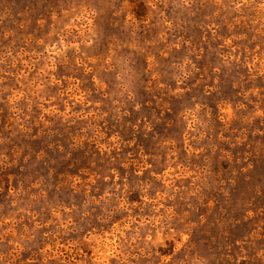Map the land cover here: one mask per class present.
Returning a JSON list of instances; mask_svg holds the SVG:
<instances>
[{
  "label": "rangeland",
  "instance_id": "1",
  "mask_svg": "<svg viewBox=\"0 0 264 264\" xmlns=\"http://www.w3.org/2000/svg\"><path fill=\"white\" fill-rule=\"evenodd\" d=\"M227 2L0 0V264H264V12ZM65 125L89 186L22 147Z\"/></svg>",
  "mask_w": 264,
  "mask_h": 264
},
{
  "label": "trees",
  "instance_id": "2",
  "mask_svg": "<svg viewBox=\"0 0 264 264\" xmlns=\"http://www.w3.org/2000/svg\"><path fill=\"white\" fill-rule=\"evenodd\" d=\"M232 3H236L235 6L239 5V11L237 12H264V0H231L226 3L227 6H230ZM90 119V118H89ZM94 120L93 118H91ZM91 125V124H90ZM22 127V126H21ZM84 128V127H83ZM71 127L69 126H62L58 130L59 132L55 137H52L51 140H46L44 139V136H40L41 141L40 142H34L35 140H38V138H26V141L24 142L23 145H26V148L29 149L31 152H35V158H38L39 160H44L43 161V168L47 170L49 174V178L55 181V189L59 188L62 185H67L70 189L72 188H77L80 186H89V184H86L85 178L82 176L87 172L89 168H84L81 165V161L85 158L87 159L89 165H91L92 161L90 160L91 157L93 156L94 152L90 150H86L88 147L87 142H84L82 140H78L75 136H71ZM23 132H27L26 128L22 127ZM49 138V136H48ZM51 138V136H50ZM38 147L35 148L34 147ZM86 147V149H84ZM21 149V146L19 148H16L15 153L17 155L19 154V150ZM51 149L52 152H58V153H65L63 155L64 161L62 163H59L58 165L60 166V169L57 170V168H53V166L50 164L51 162H47L45 159V150ZM84 149V150H83ZM93 149L96 151L98 148L93 147ZM65 150V152L63 151ZM83 150V151H81ZM27 154H24V158L22 162L25 163L27 160L26 157ZM128 155V154H127ZM121 158V165L122 167L128 166V158L127 156H122L118 157ZM58 166V167H59ZM23 168V166H22ZM110 169V170H109ZM107 171L112 172L113 174L115 172V168H109ZM75 170V172H73ZM83 172V173H81ZM90 173V172H87ZM106 173V172H105ZM107 177V176H105ZM4 180L8 183L9 182V177H5ZM137 184L140 186V190L138 191V197L136 198V202H139L140 204L143 202L144 195L141 192L142 188V180L137 179ZM40 184H44L43 181L40 179ZM71 193H74L71 191ZM129 193L131 194V191H127L126 195L124 196L122 200H128V201H133L129 199ZM41 195V194H40ZM65 200L62 198L57 197V203L60 205H63L64 203H67L70 205V207L77 206L76 202H73L72 196H66L64 195Z\"/></svg>",
  "mask_w": 264,
  "mask_h": 264
}]
</instances>
